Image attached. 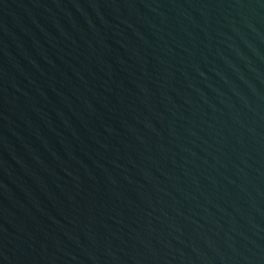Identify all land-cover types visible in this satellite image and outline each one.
<instances>
[{
	"label": "water",
	"instance_id": "obj_1",
	"mask_svg": "<svg viewBox=\"0 0 264 264\" xmlns=\"http://www.w3.org/2000/svg\"><path fill=\"white\" fill-rule=\"evenodd\" d=\"M0 264H264V0H0Z\"/></svg>",
	"mask_w": 264,
	"mask_h": 264
}]
</instances>
